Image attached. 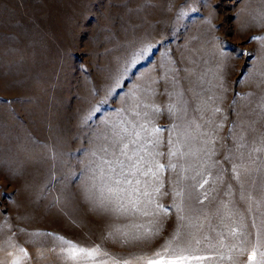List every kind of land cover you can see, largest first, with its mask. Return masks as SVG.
I'll return each mask as SVG.
<instances>
[{
  "label": "rangeland",
  "instance_id": "1",
  "mask_svg": "<svg viewBox=\"0 0 264 264\" xmlns=\"http://www.w3.org/2000/svg\"><path fill=\"white\" fill-rule=\"evenodd\" d=\"M157 251L264 264V0H0V264Z\"/></svg>",
  "mask_w": 264,
  "mask_h": 264
},
{
  "label": "snow or ice",
  "instance_id": "2",
  "mask_svg": "<svg viewBox=\"0 0 264 264\" xmlns=\"http://www.w3.org/2000/svg\"><path fill=\"white\" fill-rule=\"evenodd\" d=\"M252 39H258L257 37H252ZM139 131H131L128 132L127 129L121 132H115L116 139L113 140L112 144L110 145L114 151L112 153L113 156H116V153H119L117 157V164L121 169V175L124 174L125 171L135 178L137 174L140 176H153L155 177L157 172L153 171V161L149 159L152 155L151 152L148 151L147 144L152 142L149 140L144 139L141 136V133L144 134L145 137L150 136L152 132H159L161 129L153 128L151 131L145 125H139ZM101 137L105 140L108 139L107 134L101 133ZM131 146V147H130ZM101 151L105 154L108 153V148L101 147ZM95 155V153H93ZM171 155H175V153H171ZM119 157H124V159H119ZM103 163L111 165V160L103 159ZM157 171L162 170L165 166L163 164L156 163L155 165ZM170 167H175V165H170ZM115 171V169H113ZM124 182L131 184L133 181L129 180L127 176L124 178ZM136 184L140 183L139 179L135 180ZM207 183V181H205ZM202 186V185H201ZM107 192L111 193L113 191L112 188L106 189ZM156 192H159L160 189L156 188ZM179 194V193H177ZM145 196L150 195L148 192H144ZM99 199L100 203L103 204L107 200L104 196L103 191L99 192ZM151 202V201H149ZM133 203V207H135V202ZM162 207V206H158ZM167 211V209H164ZM146 214V213H145ZM70 243V242H69ZM71 258L76 259L77 257H84L89 259H94L97 255H101L98 248L92 249H84V248H76L75 246L71 247L70 250ZM103 255H107L103 253ZM255 257V253L252 254V258ZM144 261V264H190V260H200L203 259L199 256H185L182 254L173 253L171 255H165L161 252L157 251L153 254V257H140L138 258ZM103 264H107V261H104ZM112 264H121L120 261H113ZM122 264H133L132 260H124Z\"/></svg>",
  "mask_w": 264,
  "mask_h": 264
}]
</instances>
